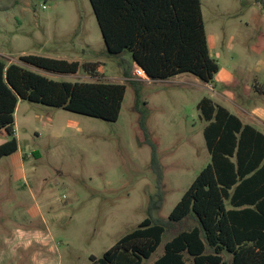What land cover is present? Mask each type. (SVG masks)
<instances>
[{
    "label": "rangeland",
    "instance_id": "374dc122",
    "mask_svg": "<svg viewBox=\"0 0 264 264\" xmlns=\"http://www.w3.org/2000/svg\"><path fill=\"white\" fill-rule=\"evenodd\" d=\"M201 2L211 55L220 66L210 84L190 74L139 79L135 66L127 79L122 58L133 63L132 57L107 52L90 0H0V61L21 64V56L36 55L97 62L98 76L83 69L74 75L43 73L60 82L127 86L116 122L28 101L18 104L19 149L0 161V231L45 230L46 220H53L64 264H90L91 256L101 258L149 217L159 193L162 206L154 217L167 220L211 163L207 122L198 110L202 99L211 98L258 126L238 111L250 113L253 102L264 103V5L261 0ZM143 118L158 150L161 182ZM8 140L0 136V145ZM196 224L187 219L169 229L144 264H153L170 240Z\"/></svg>",
    "mask_w": 264,
    "mask_h": 264
},
{
    "label": "trees",
    "instance_id": "16d2710c",
    "mask_svg": "<svg viewBox=\"0 0 264 264\" xmlns=\"http://www.w3.org/2000/svg\"><path fill=\"white\" fill-rule=\"evenodd\" d=\"M264 5V0H261ZM107 52L122 57L124 76L140 66L153 80L190 74L200 82H214L220 70L212 57L201 0H90ZM21 64L0 61V161L19 149L15 113L21 101L116 122L127 86L122 83H69L43 72L74 75L83 69L98 76L100 64L36 55L20 57ZM133 82V81H131ZM135 83V82H134ZM211 163L199 174L167 220L150 215L101 258L90 264H144L161 246L164 234L187 219L197 224L183 230L165 246L153 264H264V133L244 123L211 98L198 104ZM142 127L146 134V123ZM152 147V167L158 181L162 168Z\"/></svg>",
    "mask_w": 264,
    "mask_h": 264
},
{
    "label": "crops",
    "instance_id": "0c3cea01",
    "mask_svg": "<svg viewBox=\"0 0 264 264\" xmlns=\"http://www.w3.org/2000/svg\"><path fill=\"white\" fill-rule=\"evenodd\" d=\"M260 91L264 94L263 87ZM263 97L261 99H264ZM253 104L252 112L245 113L241 110L238 112L250 115L258 126L253 123L246 124L253 125L264 133V130L260 128V125L264 128V103L253 102ZM241 120L243 121L242 118ZM56 220L61 222L60 218ZM52 221L46 220L45 230L12 229L7 233L0 231V264H64L63 253L51 230Z\"/></svg>",
    "mask_w": 264,
    "mask_h": 264
},
{
    "label": "built area",
    "instance_id": "2783aa9c",
    "mask_svg": "<svg viewBox=\"0 0 264 264\" xmlns=\"http://www.w3.org/2000/svg\"><path fill=\"white\" fill-rule=\"evenodd\" d=\"M135 76L139 79H144V78L148 79L146 72L141 67L138 66H136L135 68Z\"/></svg>",
    "mask_w": 264,
    "mask_h": 264
},
{
    "label": "water",
    "instance_id": "95a60500",
    "mask_svg": "<svg viewBox=\"0 0 264 264\" xmlns=\"http://www.w3.org/2000/svg\"><path fill=\"white\" fill-rule=\"evenodd\" d=\"M136 66H138V65H136ZM138 67H140V66H138ZM147 77H148V76H147ZM148 79L151 80L149 77H148ZM152 81H153V80H152Z\"/></svg>",
    "mask_w": 264,
    "mask_h": 264
}]
</instances>
